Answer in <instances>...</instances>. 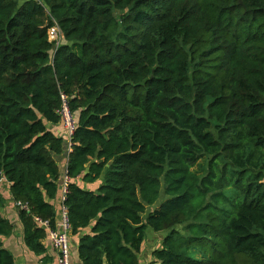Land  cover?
<instances>
[{
  "label": "trees",
  "instance_id": "1",
  "mask_svg": "<svg viewBox=\"0 0 264 264\" xmlns=\"http://www.w3.org/2000/svg\"><path fill=\"white\" fill-rule=\"evenodd\" d=\"M62 95L82 264H139L149 229L167 234L153 264H264V0H0V180L37 255ZM0 264H15L1 242Z\"/></svg>",
  "mask_w": 264,
  "mask_h": 264
},
{
  "label": "crops",
  "instance_id": "2",
  "mask_svg": "<svg viewBox=\"0 0 264 264\" xmlns=\"http://www.w3.org/2000/svg\"><path fill=\"white\" fill-rule=\"evenodd\" d=\"M50 129L59 138L65 140V150L60 156H56V161L61 171V182L58 196L50 203L55 207L57 213L56 222L59 220L61 206L63 204L65 178L67 176V166L70 157V144L67 141V133L62 124L56 126H50ZM78 185L84 189L96 191L101 185V181H97L93 184L84 183L82 180H78ZM0 214L8 220L13 226V232L9 236H0V242L7 251H9L14 257L15 264H58V254L54 249V246L49 238L47 231V237L43 241V245L46 251L43 254L37 255L27 247L24 238V229L19 216V208L15 203L12 193L11 185L6 179L0 180ZM146 232V238L142 246V251L138 255L139 264H153V253L163 247V242L166 237V233H154ZM147 235H150L147 238ZM79 242L80 236H73L71 234V264H82L79 257Z\"/></svg>",
  "mask_w": 264,
  "mask_h": 264
},
{
  "label": "built area",
  "instance_id": "3",
  "mask_svg": "<svg viewBox=\"0 0 264 264\" xmlns=\"http://www.w3.org/2000/svg\"><path fill=\"white\" fill-rule=\"evenodd\" d=\"M49 40L56 44V48L61 44V34L60 30L57 26L53 27L49 30ZM62 105L61 108L58 110V114L61 119V124L63 125L64 129L66 130L67 141L71 147V140L73 135L75 134L78 123L76 121L75 115L71 111L70 104H69V97L62 95ZM69 180L66 176L65 178V186H64V197H63V204L61 206L59 220L56 222V226L53 228L48 221H42L40 219H36L43 227L48 230L49 238L54 246L55 251L58 254V264H71V225L69 223L68 215H67V208L64 206V200L67 193V186ZM18 207L21 209H26V207L18 203Z\"/></svg>",
  "mask_w": 264,
  "mask_h": 264
},
{
  "label": "rangeland",
  "instance_id": "4",
  "mask_svg": "<svg viewBox=\"0 0 264 264\" xmlns=\"http://www.w3.org/2000/svg\"><path fill=\"white\" fill-rule=\"evenodd\" d=\"M199 166H203V163H201ZM161 201H164V195H162ZM149 232H153L152 229H149ZM149 237H150V235H147V238H149Z\"/></svg>",
  "mask_w": 264,
  "mask_h": 264
}]
</instances>
